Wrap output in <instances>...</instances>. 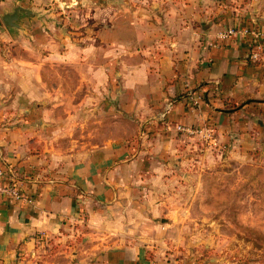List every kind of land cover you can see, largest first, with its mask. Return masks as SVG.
Here are the masks:
<instances>
[{
	"label": "crops",
	"instance_id": "0c3cea01",
	"mask_svg": "<svg viewBox=\"0 0 264 264\" xmlns=\"http://www.w3.org/2000/svg\"><path fill=\"white\" fill-rule=\"evenodd\" d=\"M139 1L68 0L67 40L32 42L19 37L25 26L0 25V183L24 197L0 192V264H193L167 250L184 242L171 229L184 219L171 220L188 207L184 173L167 161L178 141L162 122L214 124L225 162L263 149L264 52L253 61L249 37L218 35L264 30V0ZM14 2L29 0L0 9ZM57 66L76 82L67 94L50 85ZM61 95L65 112L53 104ZM60 113L110 114L118 133L62 152L43 136ZM202 178L191 173L192 190ZM211 259L195 264H222Z\"/></svg>",
	"mask_w": 264,
	"mask_h": 264
},
{
	"label": "rangeland",
	"instance_id": "374dc122",
	"mask_svg": "<svg viewBox=\"0 0 264 264\" xmlns=\"http://www.w3.org/2000/svg\"><path fill=\"white\" fill-rule=\"evenodd\" d=\"M67 1L38 0L39 4L34 5V0H29L27 6L14 2L7 8L9 10L0 9V25L4 24L2 19L4 13L13 12L15 7L22 6L31 11L29 14L25 10L20 11L19 27L25 26V32L19 34V37L32 34V42L54 41L53 38L60 41L61 37L62 40H67L65 34L70 9ZM128 1L119 0L121 4ZM131 1L135 4L140 3L139 0ZM75 5L77 7L79 3ZM80 7L84 8V5ZM50 57L55 59L60 56L54 53ZM51 68L54 76L50 78L52 87L61 93L65 92L64 94H67L69 87H75L74 78L68 77L67 67ZM61 97L54 100L53 104L57 111L65 112L67 99L63 95ZM199 106L200 104L198 106L191 104L193 109ZM51 119L56 124L55 130L43 136L49 135L50 139L56 140L59 143L57 149L62 152H67L69 148L73 150L75 148L73 145L77 147L75 144H85L91 148V145L118 133L113 123L115 118L110 114L68 116L67 113H60L52 115ZM162 124L165 130L173 131L172 136L178 141L175 153L170 154L167 161L171 169L184 173L183 194L185 205L188 207L184 211H179L175 219L171 220L176 222L178 218L184 219L183 226H171L172 235H181L184 240L183 244L172 240L168 243L169 253L175 254L177 251L176 256L173 255L172 258L182 260L186 255L187 258L196 256L191 260L193 264L195 261L203 260L206 263L213 262L211 258L219 259L222 264H264V146L261 152L255 150L253 154L251 153L247 161L229 163L225 162L227 150L224 146L220 147L222 142L214 124H183L196 130L195 132L177 130L176 127L180 123L175 127H169L163 122ZM123 126L125 125L121 122L119 128ZM210 126L214 128L213 135L206 130ZM200 128L205 129L198 130ZM192 172L203 174L201 183L199 182L197 188L193 190L191 188L193 182L189 179ZM197 250L200 252L196 253ZM208 251L213 252L210 259L206 255ZM56 261L53 264H69L64 258Z\"/></svg>",
	"mask_w": 264,
	"mask_h": 264
},
{
	"label": "built area",
	"instance_id": "2783aa9c",
	"mask_svg": "<svg viewBox=\"0 0 264 264\" xmlns=\"http://www.w3.org/2000/svg\"><path fill=\"white\" fill-rule=\"evenodd\" d=\"M223 2L232 1L238 2L239 0H220ZM246 36L250 38L251 42V52H250V59L253 61H257L261 58V55L264 52V30H261L257 27H236L231 26L219 32L218 38L225 39L230 37H242ZM216 44V43H215ZM202 102V96L198 93H191V104L194 106H198ZM169 126V125H168ZM179 131H190L195 132L196 130H192L188 127H185L183 124H178L176 127ZM205 128H200L198 130L203 131ZM211 135H213L214 128L212 126L206 129ZM4 175V169L0 168V176ZM0 192L6 193L10 195L12 198L16 200L24 199L23 194L18 185L15 184H6L0 183Z\"/></svg>",
	"mask_w": 264,
	"mask_h": 264
},
{
	"label": "water",
	"instance_id": "95a60500",
	"mask_svg": "<svg viewBox=\"0 0 264 264\" xmlns=\"http://www.w3.org/2000/svg\"><path fill=\"white\" fill-rule=\"evenodd\" d=\"M25 10L27 14L30 13V9L28 8H23L22 6H17L15 7L13 12H6L3 14L2 19L4 24L9 27V28H14V27H19V17H20V11Z\"/></svg>",
	"mask_w": 264,
	"mask_h": 264
}]
</instances>
